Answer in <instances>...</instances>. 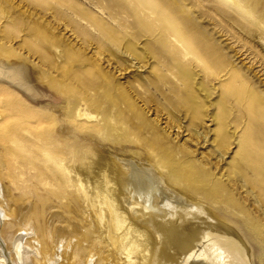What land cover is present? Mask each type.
Wrapping results in <instances>:
<instances>
[{
    "label": "rangeland",
    "instance_id": "rangeland-1",
    "mask_svg": "<svg viewBox=\"0 0 264 264\" xmlns=\"http://www.w3.org/2000/svg\"><path fill=\"white\" fill-rule=\"evenodd\" d=\"M234 4L0 0V68L22 67L21 86L33 91L0 87L3 223L24 228L43 206L55 252L85 237L90 247L96 226L73 175L109 156L151 168L167 195L202 205L203 244L224 263L232 242L230 264H264V27L250 16L240 27ZM35 140L52 160L32 158ZM5 153L21 194L5 175ZM8 249L0 237L13 264ZM105 251L95 246L81 264H114Z\"/></svg>",
    "mask_w": 264,
    "mask_h": 264
},
{
    "label": "bare ground",
    "instance_id": "bare-ground-1",
    "mask_svg": "<svg viewBox=\"0 0 264 264\" xmlns=\"http://www.w3.org/2000/svg\"><path fill=\"white\" fill-rule=\"evenodd\" d=\"M229 1L231 0H205L211 8L215 5L231 8ZM232 8L235 20L241 22L240 19L246 20L245 16H250L264 27V0H236V5ZM223 17L227 18L226 15ZM242 25L241 22L239 26ZM23 82L22 67L0 68V87H8L3 83L21 86ZM23 90L33 95L31 89ZM3 93L0 96L4 97ZM40 142L41 140H35V144H40L37 150L40 153L33 154L32 158L47 163L53 159L54 154L48 150V144H45L46 147ZM10 143L15 144L16 141ZM9 147L6 148L9 150ZM10 157L6 153L3 156L7 172L5 175L14 184L12 190H19L18 193L21 194V189L15 184L16 176L11 175ZM112 158H105L102 167L97 162L88 161L80 171H73V176L82 188L85 212H91L96 226V237L92 236L95 239L90 240V247H83L82 243L87 241L85 237L83 241L78 240V245L73 250L55 252L54 241L50 240L52 238L44 219V208L37 206V209L26 214L25 220H28L24 228L15 221L3 223L0 216V237L8 243L13 264H81L86 260L89 250L95 246L106 248V255L114 256V264H202L199 261L205 264H226L221 260L222 256L215 252L213 245L205 247V243L203 244L209 238L207 234L210 231L208 224L203 222L206 212L202 205L190 202L189 198L180 193L173 194V190L167 195L162 178L156 176L151 168L135 165L126 159L116 163ZM17 202L18 198L13 199L12 206H16ZM2 204L0 201V207ZM13 207L9 208L7 215L16 219L17 211ZM0 213L2 214L1 211ZM30 224L35 228V238L30 235ZM230 243L231 245H223L221 252L229 260L228 264L236 259L238 251ZM58 260L62 262L59 263ZM0 264H6L1 254Z\"/></svg>",
    "mask_w": 264,
    "mask_h": 264
}]
</instances>
